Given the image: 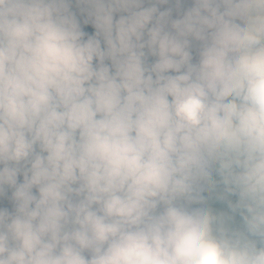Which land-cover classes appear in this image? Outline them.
<instances>
[{
  "label": "clouds",
  "instance_id": "clouds-1",
  "mask_svg": "<svg viewBox=\"0 0 264 264\" xmlns=\"http://www.w3.org/2000/svg\"><path fill=\"white\" fill-rule=\"evenodd\" d=\"M0 264H264V0H0Z\"/></svg>",
  "mask_w": 264,
  "mask_h": 264
}]
</instances>
